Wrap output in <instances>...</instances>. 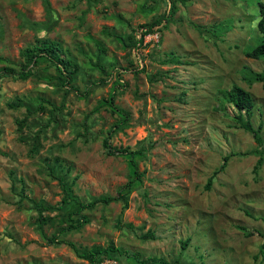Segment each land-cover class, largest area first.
Instances as JSON below:
<instances>
[{
	"label": "rangeland",
	"instance_id": "374dc122",
	"mask_svg": "<svg viewBox=\"0 0 264 264\" xmlns=\"http://www.w3.org/2000/svg\"><path fill=\"white\" fill-rule=\"evenodd\" d=\"M260 2L0 0V67L19 63L22 49L48 37L81 68L72 88L56 84L55 67L44 62L25 80L0 79V264H86L68 245L47 243L54 227L38 228L29 199H61L45 167L54 159L69 169V180L77 176L73 190L82 199L116 195L134 169L123 148L144 150L134 157L141 176L121 216L135 229L117 225L122 203L112 201L85 210L90 222L66 239L88 247L113 242L168 264H264V158L254 169L264 151V86L249 82L251 71L264 68V56L245 54L264 42L256 26ZM154 19L158 38L146 35L134 47L121 40H135L136 29ZM232 84L252 97L244 119L262 124L261 146L235 124V111L221 96ZM111 95L123 112L110 104ZM16 97L43 106L21 131L16 119L27 116V105H7ZM124 118L109 139L114 154H107L102 140ZM39 129L41 147L33 156L29 138ZM146 231L155 239H141Z\"/></svg>",
	"mask_w": 264,
	"mask_h": 264
},
{
	"label": "trees",
	"instance_id": "16d2710c",
	"mask_svg": "<svg viewBox=\"0 0 264 264\" xmlns=\"http://www.w3.org/2000/svg\"><path fill=\"white\" fill-rule=\"evenodd\" d=\"M85 1L89 3L92 0ZM48 6L49 5L47 2V9H49ZM258 6L259 15L256 26L259 31L263 32L264 4L260 2ZM172 10H174L173 6ZM158 23H160V20L154 19L149 23L141 25V28L143 27L141 31L136 29V33L137 35L139 34V36L137 38L135 36L136 39L131 41L130 43L126 41V37L121 36L120 38L126 46L134 47L136 45H141L142 41H144V36L149 33L155 32L156 29H154L153 26ZM31 24L36 28L44 27V23L42 22H31ZM197 27L199 28V25H197ZM245 54L246 56L251 58H260L264 56V42H260L256 46L250 48L245 52ZM21 57L22 60L17 64L8 62L0 67V79L5 77H13L25 80L29 76L35 74L37 70H39L37 68L38 64L44 62L46 63V68L48 67V65H52L55 67L58 79L56 81V84H58L59 86L69 84L70 87H74L73 81L75 80L81 69L73 57L65 55V53L61 49V46L48 37H37L34 43L29 44L27 47L22 49ZM101 69L103 70L104 67L101 66ZM255 81L261 82V84L264 86V68L261 71H251V78L249 82L252 83ZM220 93L225 103L232 106L235 111L232 116L235 124L250 132L255 142L259 146H261L262 138L260 135V130L262 128V124L259 123L255 128L250 122L249 118L244 119V116L248 117L250 115L254 107V103L249 91L244 89L240 85L232 84L228 89H224ZM114 96L115 95H111L112 100H110L109 102L113 107H117V105H113ZM25 104L27 105V116L23 119H16L18 131L23 130V127L26 124V120L30 115L40 109H43V106L41 104L32 106L31 104L25 103L17 97L7 102V105L10 108H17L21 105L25 106ZM117 108L120 112H123L122 109H120L119 107ZM124 114L127 116V113ZM125 122L126 119L124 118L119 121V123H116L114 127L108 130L107 136L103 138L102 145L105 148L107 154H114V150L110 147L109 143L112 132H115L117 129L122 128V124ZM83 125L87 130L88 126L86 121H84ZM43 126H45V124ZM40 134L41 129L35 131V133L29 138V140L31 141L29 152L33 156L39 152V149L41 147ZM143 152V148H139L138 150H129L128 148H123L120 153L129 156L130 161L134 166L133 175L118 190L116 195H94L89 199H82L79 195L75 194L73 190V184L75 183L77 176L69 180V169L64 168V165L57 159H54L52 162L48 161L45 167L50 177L58 181L62 193L61 199L56 203L51 204L49 202H45L44 200L36 201L35 199L27 198L30 200L32 207L36 210V217L34 219V222L38 226V228L40 229L44 225H50L54 227V231L52 232V234L46 237L47 243L53 245H68L72 248L78 258H81L87 262L86 264H100L104 258L115 259L118 264H121V262L116 258V255H124L125 258L132 257L138 264H168L164 257L155 255L142 256L138 252H130L120 246L115 245L113 242H110L106 246L92 245L88 247L79 245L72 240L66 239V236L68 234L80 231L87 223L90 222L88 215L84 212L85 210L92 211L99 205H107L112 201H121L122 203L120 216L117 220V225H122V227L131 230L135 229L134 225L131 222H122L121 216L123 211L129 207V194L134 187V183L137 180H140L141 176V174L135 168L136 164L134 161V157L136 154H142ZM229 156L230 154L224 155L222 157V164L214 170L211 176L208 177L207 183L205 185L206 189H209L215 175L224 169ZM263 156L264 151L262 152V155H260L257 159L256 164L254 165V169H257L261 164L262 159L264 158ZM12 186L14 188V182L12 183ZM19 195H21L20 197H22L25 194L19 193ZM47 211H49V213H47ZM236 227L242 230L246 235L252 234V232L248 231L246 227L242 225H236ZM139 237L141 239H155V235L151 231L141 233ZM187 243V241L182 242L183 249L185 248Z\"/></svg>",
	"mask_w": 264,
	"mask_h": 264
},
{
	"label": "built area",
	"instance_id": "2783aa9c",
	"mask_svg": "<svg viewBox=\"0 0 264 264\" xmlns=\"http://www.w3.org/2000/svg\"><path fill=\"white\" fill-rule=\"evenodd\" d=\"M147 35H148L149 38H158V32H155L154 34L153 33H149ZM100 264H118V262L115 259H112V258H104L101 261Z\"/></svg>",
	"mask_w": 264,
	"mask_h": 264
}]
</instances>
